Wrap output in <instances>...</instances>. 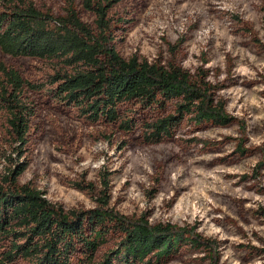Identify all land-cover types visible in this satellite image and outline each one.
Returning a JSON list of instances; mask_svg holds the SVG:
<instances>
[{
  "label": "rangeland",
  "instance_id": "1",
  "mask_svg": "<svg viewBox=\"0 0 264 264\" xmlns=\"http://www.w3.org/2000/svg\"><path fill=\"white\" fill-rule=\"evenodd\" d=\"M83 1L75 0V7L93 24L95 15ZM26 2L55 16L66 13L67 0H0V11ZM108 14L122 19V56L175 60L191 72L205 68L232 121L194 124L187 114L172 136L149 139L146 124L162 111L131 100L120 104L117 121H92L55 96L57 84L48 80L60 67L56 60L0 50V65L44 84L25 89L37 113L19 183L45 191L66 210L90 209L92 193L75 183L86 179L99 189L105 172L117 212L195 228L206 239L196 246L185 240L151 264H264V0H121ZM128 119L130 128L121 125ZM15 146L0 102V178L17 157ZM120 239L110 232L92 262L78 249L72 264L101 261ZM7 245L0 242V262ZM6 264L28 263L17 258Z\"/></svg>",
  "mask_w": 264,
  "mask_h": 264
},
{
  "label": "trees",
  "instance_id": "2",
  "mask_svg": "<svg viewBox=\"0 0 264 264\" xmlns=\"http://www.w3.org/2000/svg\"><path fill=\"white\" fill-rule=\"evenodd\" d=\"M119 1L84 0L85 8L95 15L93 24L81 18L75 0H67L66 13L60 16L41 11L32 2L0 11V50L14 57L56 60L60 67L48 80L57 84L55 96L75 105L92 121H117L120 104L133 100L163 112L146 124L149 139L172 136L187 114L194 124L230 123L233 117L217 95L220 87L208 79L205 68L191 72L175 60L148 61L120 54L122 19L108 14ZM0 69V102L17 155L9 159L0 178V242L8 243L0 264L17 258L28 264H72L78 249L92 262L110 232L121 234L116 249L92 264H151L167 258L185 240L195 246L206 243L195 228L152 224L145 216L135 218L114 210L105 172L99 189L86 179L75 183L76 188L92 193L96 203L90 209L66 210L31 183L20 184L18 178L28 164L24 146L37 113L25 89L40 90L44 84L26 81L12 67L0 65ZM131 122L121 125L130 128Z\"/></svg>",
  "mask_w": 264,
  "mask_h": 264
}]
</instances>
